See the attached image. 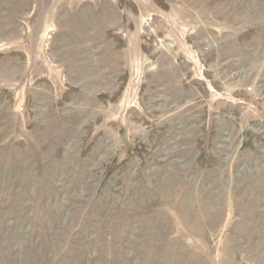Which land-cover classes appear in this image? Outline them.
<instances>
[{
	"label": "rangeland",
	"instance_id": "obj_1",
	"mask_svg": "<svg viewBox=\"0 0 264 264\" xmlns=\"http://www.w3.org/2000/svg\"><path fill=\"white\" fill-rule=\"evenodd\" d=\"M0 264H264V0H0Z\"/></svg>",
	"mask_w": 264,
	"mask_h": 264
}]
</instances>
